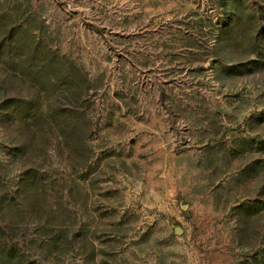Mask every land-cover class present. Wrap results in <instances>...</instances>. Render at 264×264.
Wrapping results in <instances>:
<instances>
[{
    "label": "rangeland",
    "instance_id": "374dc122",
    "mask_svg": "<svg viewBox=\"0 0 264 264\" xmlns=\"http://www.w3.org/2000/svg\"><path fill=\"white\" fill-rule=\"evenodd\" d=\"M0 264H264V0H0Z\"/></svg>",
    "mask_w": 264,
    "mask_h": 264
},
{
    "label": "water",
    "instance_id": "95a60500",
    "mask_svg": "<svg viewBox=\"0 0 264 264\" xmlns=\"http://www.w3.org/2000/svg\"><path fill=\"white\" fill-rule=\"evenodd\" d=\"M181 208L183 210H185L186 206H181ZM174 233H175V235L181 236L183 234V230H182V228L180 226H175L174 227Z\"/></svg>",
    "mask_w": 264,
    "mask_h": 264
}]
</instances>
